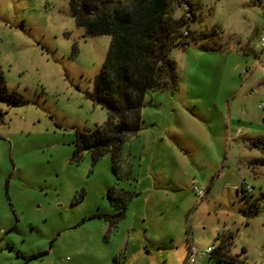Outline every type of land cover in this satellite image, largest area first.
Masks as SVG:
<instances>
[{"label":"rangeland","instance_id":"obj_1","mask_svg":"<svg viewBox=\"0 0 264 264\" xmlns=\"http://www.w3.org/2000/svg\"><path fill=\"white\" fill-rule=\"evenodd\" d=\"M168 1L187 19L177 85L146 93L114 170L109 153L73 156L106 120L92 95L112 37L76 23L81 0H0V72L24 99L0 101V264H184L189 244L194 264H232L204 254L218 234L264 264V0ZM109 194L126 203L115 222Z\"/></svg>","mask_w":264,"mask_h":264},{"label":"trees","instance_id":"obj_2","mask_svg":"<svg viewBox=\"0 0 264 264\" xmlns=\"http://www.w3.org/2000/svg\"><path fill=\"white\" fill-rule=\"evenodd\" d=\"M97 1L81 0L82 6L77 11L82 12L74 17L87 33L112 37L108 57L103 71L96 77L92 95L106 108L107 114L103 125L76 133L73 156L78 159L87 150L95 161L109 153L116 170L124 141L140 131L146 93L176 88L178 77L169 54L174 47H185V42L180 40L182 34L176 30L185 28L187 19L175 20L166 15L168 0H129L125 5L118 0L115 5H102L98 10ZM176 1L184 6L186 0ZM90 10H97L96 17L87 19L84 15ZM0 101L7 104L24 101L20 94L7 90L1 72ZM241 193L245 196L249 192L242 190ZM109 200L116 212L106 219L115 222L124 217L126 203L122 197L112 194ZM216 240L218 244L209 255L211 258L224 263H243L227 254L231 237L218 234Z\"/></svg>","mask_w":264,"mask_h":264},{"label":"built area","instance_id":"obj_3","mask_svg":"<svg viewBox=\"0 0 264 264\" xmlns=\"http://www.w3.org/2000/svg\"><path fill=\"white\" fill-rule=\"evenodd\" d=\"M259 37V43H260V52L258 55V61L260 64L264 65V16H263V23L259 31L257 32ZM258 108L262 109V105H259ZM241 133V131L238 129L237 134ZM193 190L197 193L198 198H202L204 196L202 191H199L196 187H193ZM245 191L249 192V189H245ZM216 249V246H210L207 247L204 250V254L210 255L214 252ZM201 254V251L199 248L193 244L188 245V251H187V257L184 262V264H194L195 256Z\"/></svg>","mask_w":264,"mask_h":264},{"label":"crops","instance_id":"obj_4","mask_svg":"<svg viewBox=\"0 0 264 264\" xmlns=\"http://www.w3.org/2000/svg\"><path fill=\"white\" fill-rule=\"evenodd\" d=\"M263 16H264V10H263Z\"/></svg>","mask_w":264,"mask_h":264}]
</instances>
